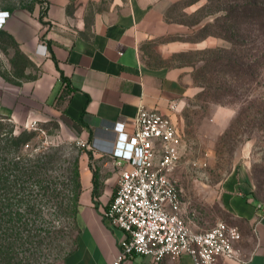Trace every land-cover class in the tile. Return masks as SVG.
I'll return each mask as SVG.
<instances>
[{"label": "crops", "instance_id": "obj_1", "mask_svg": "<svg viewBox=\"0 0 264 264\" xmlns=\"http://www.w3.org/2000/svg\"><path fill=\"white\" fill-rule=\"evenodd\" d=\"M197 2L32 0L28 6L10 9L0 31L1 51L11 59L24 58L31 68H18L22 76L12 80L0 68V116L10 117L22 109L48 111L70 136L89 142L92 148L87 153L98 159H110L117 123L133 129L140 104L170 116L182 139L174 177L187 223L194 230L209 229L219 220L239 226L242 238L237 247L248 258L243 264H264V217L257 222L264 197L248 179L250 170L235 167L223 180L205 182L209 167L221 156L222 139L235 134L231 130L235 111L216 108L205 115L190 111L191 98L204 90L196 81L204 61L185 56L216 50L224 43L213 34L195 36L209 19L187 24L172 18L179 3L184 12L199 14L201 6L187 9ZM242 150L239 145L236 153L241 156ZM87 153L83 159H88ZM93 168L88 160L82 165L76 246L66 264H112L119 253L123 231L104 216V175L94 182ZM197 198H217L225 219L208 228L197 226V210L191 206ZM122 264L193 261L188 254L176 259L165 256L158 262L149 255H135ZM220 264L241 263L222 258Z\"/></svg>", "mask_w": 264, "mask_h": 264}, {"label": "rangeland", "instance_id": "obj_2", "mask_svg": "<svg viewBox=\"0 0 264 264\" xmlns=\"http://www.w3.org/2000/svg\"><path fill=\"white\" fill-rule=\"evenodd\" d=\"M31 3L0 0V9L17 10ZM198 6L200 13L192 15L179 3L172 18L187 24L209 19L213 26L195 36L222 32L231 40L221 38L223 46L215 52L185 56L204 61L196 71L204 90L191 98L190 111L202 115L216 108L235 111L231 127L235 134L222 139L221 156L209 167L205 182L217 183L235 167L248 168V179L264 197V0H198L187 9ZM228 9L238 11L231 12V20L223 17L216 22ZM1 50L0 68L9 80L22 76L18 68H31L24 58L11 59ZM25 111L0 116V264H66L76 246L82 165L91 163L96 180L104 175L106 204L117 190L118 175L109 158H90L80 139L70 136L50 112ZM239 145L241 156L236 153ZM85 152L88 159H83ZM191 206L197 210V226L208 228L226 217L217 198H197Z\"/></svg>", "mask_w": 264, "mask_h": 264}, {"label": "built area", "instance_id": "obj_3", "mask_svg": "<svg viewBox=\"0 0 264 264\" xmlns=\"http://www.w3.org/2000/svg\"><path fill=\"white\" fill-rule=\"evenodd\" d=\"M10 16L9 10L0 9V31ZM114 129L109 157L119 180L104 216L123 235L112 264H122L135 255H149L158 262L183 254L193 264H220L222 258L246 263L248 258L237 247L242 238L239 226L219 220L209 229L194 230L187 223L174 177L181 162L182 139L172 118L140 104L131 131L124 123ZM78 143L92 148L85 140ZM258 208L257 222L264 217V205Z\"/></svg>", "mask_w": 264, "mask_h": 264}, {"label": "trees", "instance_id": "obj_4", "mask_svg": "<svg viewBox=\"0 0 264 264\" xmlns=\"http://www.w3.org/2000/svg\"><path fill=\"white\" fill-rule=\"evenodd\" d=\"M6 10H9V11H11L10 9H6ZM236 11H238L237 9L235 10V9H228V10H226V13L225 14H223V15H220V16H218L217 18H216V22L218 21V20H220L221 18H223L224 17V19L225 20H231L232 19V17H231V12H236ZM244 11V7H241L240 8V12H243ZM210 26H213V23H207L204 27H202L201 29H200V32L201 31H206ZM209 34H213V35H215V36H217V37H219V38H226V39H230L231 40V38L229 37V36H226L225 37V35L226 34H222V32H206L205 34H203L202 36H207V35H209ZM224 36V37H223ZM209 52H215V50H211V51H209ZM213 61V60H212ZM214 61H215V59H214ZM213 61V62H214ZM234 66H238V64H236V63H234L233 64ZM89 156H90V158H92V154L91 153H89ZM93 179H94V182L96 181V178H95V172H94V176H93ZM116 193V192H115ZM95 194H97V192L96 191H94V195ZM115 195V194H114ZM114 195H113V197H114ZM113 197L110 199V201L113 199ZM110 203V202H109ZM109 203H107V205L109 204ZM107 205H106V207H107Z\"/></svg>", "mask_w": 264, "mask_h": 264}]
</instances>
